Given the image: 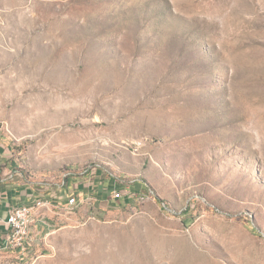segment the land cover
<instances>
[{
	"label": "rangeland",
	"instance_id": "1",
	"mask_svg": "<svg viewBox=\"0 0 264 264\" xmlns=\"http://www.w3.org/2000/svg\"><path fill=\"white\" fill-rule=\"evenodd\" d=\"M7 177L104 190L33 264H264V0H0Z\"/></svg>",
	"mask_w": 264,
	"mask_h": 264
},
{
	"label": "crops",
	"instance_id": "2",
	"mask_svg": "<svg viewBox=\"0 0 264 264\" xmlns=\"http://www.w3.org/2000/svg\"><path fill=\"white\" fill-rule=\"evenodd\" d=\"M2 162V161H1ZM96 186L95 182H77L76 185H66L57 188L50 185L37 186L34 190L29 188L19 189L14 181L7 178L0 179V264H33L38 239L41 234L50 228V223L41 218L43 207H36L33 214V222L30 225L25 249L6 247L9 237L10 225L7 218L12 209L17 205H34L43 201L46 207L68 204V197L76 192L78 197L85 196L87 199L93 196H102L104 190ZM72 192V193H71ZM34 259V260H33ZM33 262H30V261Z\"/></svg>",
	"mask_w": 264,
	"mask_h": 264
},
{
	"label": "built area",
	"instance_id": "3",
	"mask_svg": "<svg viewBox=\"0 0 264 264\" xmlns=\"http://www.w3.org/2000/svg\"><path fill=\"white\" fill-rule=\"evenodd\" d=\"M77 198L74 194H71L68 197V205L74 206L77 203ZM38 206L45 207L46 204L43 201H38L36 206L17 205L12 209L7 218V223L10 225V232L6 247L25 249L30 225L33 222V214Z\"/></svg>",
	"mask_w": 264,
	"mask_h": 264
}]
</instances>
